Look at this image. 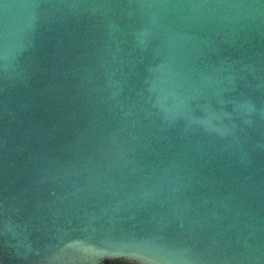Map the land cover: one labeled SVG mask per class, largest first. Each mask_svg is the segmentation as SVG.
Masks as SVG:
<instances>
[{"label": "water", "instance_id": "1", "mask_svg": "<svg viewBox=\"0 0 264 264\" xmlns=\"http://www.w3.org/2000/svg\"><path fill=\"white\" fill-rule=\"evenodd\" d=\"M0 264H264V0H0Z\"/></svg>", "mask_w": 264, "mask_h": 264}]
</instances>
